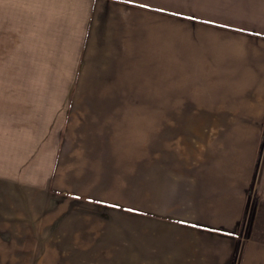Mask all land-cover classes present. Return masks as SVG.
Instances as JSON below:
<instances>
[{"label":"rangeland","instance_id":"rangeland-1","mask_svg":"<svg viewBox=\"0 0 264 264\" xmlns=\"http://www.w3.org/2000/svg\"><path fill=\"white\" fill-rule=\"evenodd\" d=\"M81 14L74 0H0V264L52 261L70 248L78 259L111 254L119 237L124 264H197L205 254L225 255L223 264L232 246L231 264H240L247 239L264 240V119L173 116L190 113L189 103L91 100L104 96L82 75L79 49L69 50L72 33L85 40ZM35 161L53 172L23 177ZM216 174L244 203L232 229L237 213L219 201L233 194L204 190ZM58 205L80 208V220L68 221L77 229L68 226L64 244L40 247L39 237L56 238L39 226Z\"/></svg>","mask_w":264,"mask_h":264},{"label":"crops","instance_id":"crops-1","mask_svg":"<svg viewBox=\"0 0 264 264\" xmlns=\"http://www.w3.org/2000/svg\"><path fill=\"white\" fill-rule=\"evenodd\" d=\"M74 1L83 12L79 21L83 16L86 18L85 40L82 45L78 40L81 32L72 33L69 50L75 53V48L79 49L77 64L84 68L82 75H86L87 81H94L91 86L100 87L99 90L96 88L99 92L96 94L104 96L91 100L189 103L190 113L183 111L173 116L252 118L258 125L264 119V0ZM81 83L80 79L73 81V85ZM80 98L86 100L81 95ZM68 101H76V97L73 100L69 97ZM210 102L214 105L208 109ZM182 109L186 110L183 104ZM203 109L207 113H203ZM85 118L89 119L87 115ZM88 122L93 133L100 134L97 123ZM256 128L249 132L257 133L261 127ZM245 131L248 130H232L236 133ZM32 164L37 167L24 173L23 177L33 181H41L42 174L48 175L54 170L38 168L36 161ZM22 168L28 172L32 167ZM213 178L204 189L209 195L220 197L222 194L228 199L229 192L233 194L230 200L219 201L225 207L220 206L219 210L237 213V222L228 227L232 229L242 220L244 203L233 198L238 190L236 185L223 184L217 174ZM70 180L76 179L71 177ZM224 180L230 182L234 179ZM78 209L69 205L61 210L60 205L54 206L51 210L56 217L51 222L47 215L42 221L46 225L39 226V231L40 227L48 229L56 238L41 236L39 238L44 241H37V244L50 246L54 245V240L57 245L64 244L66 240L61 235H65L68 226L76 228L74 222L70 224L68 221L80 220ZM69 239L65 243L67 246L77 248L78 244L82 245L80 240ZM124 239L115 238L109 243L115 246L111 254L78 259L80 257L76 258V252L70 248L63 257H49L53 258L52 261L39 259L37 264H46L45 261L52 264H96V261H100L98 264H124ZM86 242L85 245L89 246L92 239ZM232 250L233 246L223 264L232 263ZM243 253L240 264H264V240L248 238ZM203 256L202 260L196 261L197 264H220V258L225 255Z\"/></svg>","mask_w":264,"mask_h":264}]
</instances>
